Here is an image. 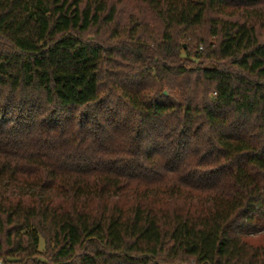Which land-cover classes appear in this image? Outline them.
Here are the masks:
<instances>
[{
    "label": "trees",
    "instance_id": "trees-1",
    "mask_svg": "<svg viewBox=\"0 0 264 264\" xmlns=\"http://www.w3.org/2000/svg\"><path fill=\"white\" fill-rule=\"evenodd\" d=\"M0 259L264 264V0H0Z\"/></svg>",
    "mask_w": 264,
    "mask_h": 264
},
{
    "label": "rangeland",
    "instance_id": "rangeland-1",
    "mask_svg": "<svg viewBox=\"0 0 264 264\" xmlns=\"http://www.w3.org/2000/svg\"><path fill=\"white\" fill-rule=\"evenodd\" d=\"M39 250H42L44 248V241H43V238H40L39 239ZM39 260L43 261L42 258H39Z\"/></svg>",
    "mask_w": 264,
    "mask_h": 264
},
{
    "label": "built area",
    "instance_id": "built-area-1",
    "mask_svg": "<svg viewBox=\"0 0 264 264\" xmlns=\"http://www.w3.org/2000/svg\"><path fill=\"white\" fill-rule=\"evenodd\" d=\"M0 264H4L3 261H2V259H0Z\"/></svg>",
    "mask_w": 264,
    "mask_h": 264
}]
</instances>
